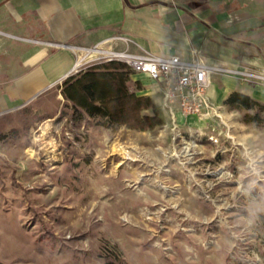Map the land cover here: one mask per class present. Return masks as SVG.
<instances>
[{"label": "rangeland", "instance_id": "374dc122", "mask_svg": "<svg viewBox=\"0 0 264 264\" xmlns=\"http://www.w3.org/2000/svg\"><path fill=\"white\" fill-rule=\"evenodd\" d=\"M127 69L124 124L62 84L0 115V264H264V103L181 113Z\"/></svg>", "mask_w": 264, "mask_h": 264}, {"label": "crops", "instance_id": "0c3cea01", "mask_svg": "<svg viewBox=\"0 0 264 264\" xmlns=\"http://www.w3.org/2000/svg\"><path fill=\"white\" fill-rule=\"evenodd\" d=\"M96 45L185 61L196 52L218 69L212 105L234 92L264 103V81L240 77L264 76V0H0V115L61 85Z\"/></svg>", "mask_w": 264, "mask_h": 264}, {"label": "built area", "instance_id": "2783aa9c", "mask_svg": "<svg viewBox=\"0 0 264 264\" xmlns=\"http://www.w3.org/2000/svg\"><path fill=\"white\" fill-rule=\"evenodd\" d=\"M86 53L102 55L108 61H121L132 71L145 75L158 84L165 104L175 107L181 113L205 115L214 111V105L207 97V88L210 73L218 69L200 62L196 52L192 61L182 60L177 55L163 57L149 53L131 54L126 50L104 48L101 45L88 48ZM81 62L82 59L79 66ZM240 77H260L264 81V76L248 72H243Z\"/></svg>", "mask_w": 264, "mask_h": 264}, {"label": "trees", "instance_id": "16d2710c", "mask_svg": "<svg viewBox=\"0 0 264 264\" xmlns=\"http://www.w3.org/2000/svg\"><path fill=\"white\" fill-rule=\"evenodd\" d=\"M127 68L126 64L119 61H108L88 68L79 76L71 74L62 82V93L89 116L124 124L129 119V109L133 110L139 104L135 95L128 92L126 81L129 80L130 72ZM225 103L245 108L256 104L250 97L238 92L232 93Z\"/></svg>", "mask_w": 264, "mask_h": 264}]
</instances>
